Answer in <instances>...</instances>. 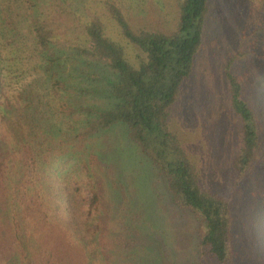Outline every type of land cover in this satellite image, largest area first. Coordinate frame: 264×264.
<instances>
[{
	"label": "trees",
	"instance_id": "1",
	"mask_svg": "<svg viewBox=\"0 0 264 264\" xmlns=\"http://www.w3.org/2000/svg\"><path fill=\"white\" fill-rule=\"evenodd\" d=\"M55 1L0 0V264H47L36 253V222L47 217L68 226L70 195L82 184L89 194L88 212L99 208L88 148L75 145L115 125L150 159L174 206L194 217L199 258L236 264L233 202L202 183L197 164L170 125V106L202 42L208 0H177L170 30L135 28L115 0H97L87 16L73 0H62L81 22L82 36L77 34L80 41L71 43L72 50L100 69L76 65L77 74L66 72L67 49L56 43L59 33L50 10ZM248 1L254 31H264V0ZM127 47L136 49L134 61ZM241 55L230 54L224 65L230 104L240 120V146L228 169L233 186L264 155L255 111L232 71ZM97 76L105 83L100 93L108 98L101 107L76 99L95 92L82 81ZM74 235L83 246L85 260L79 264H101L84 235ZM66 246L65 240L58 241L57 254L68 257Z\"/></svg>",
	"mask_w": 264,
	"mask_h": 264
},
{
	"label": "rangeland",
	"instance_id": "2",
	"mask_svg": "<svg viewBox=\"0 0 264 264\" xmlns=\"http://www.w3.org/2000/svg\"><path fill=\"white\" fill-rule=\"evenodd\" d=\"M82 1L73 3L85 16L90 15L97 0H84L83 8ZM115 1L123 4L135 28L170 30L175 26L177 0ZM62 2H52L50 10L51 22L59 33L56 43L67 49L66 72L77 74L73 67L76 65L100 72L97 65L84 62L72 50L71 43L80 41L77 34L81 32V22ZM248 2L208 0L202 42L192 72L170 106V125L197 164L202 183L228 195L233 202L236 264H264V155L239 184L233 186L228 174L241 137L240 120L230 104L224 65L236 51L242 55L232 71L241 82L242 96L255 111L264 146V31H254L255 17ZM135 51L134 47L126 49L131 61L135 60ZM97 78L83 79L82 84L95 92L82 93L77 100L100 107L108 104L105 93H100L105 83L102 77ZM76 144V148H88L90 169L100 189L99 208L88 212L89 194L82 184L80 191L70 195L68 226L40 217L36 222L38 258L47 264H71L69 257L77 264L85 260L82 244L74 240L76 232L84 235L87 245L98 252L96 258L101 264H211V258H199L194 217L174 206L156 168L126 137L121 125ZM60 240L68 242L63 250L68 251V257L57 254Z\"/></svg>",
	"mask_w": 264,
	"mask_h": 264
}]
</instances>
